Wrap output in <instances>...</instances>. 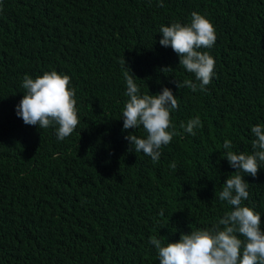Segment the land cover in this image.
I'll return each instance as SVG.
<instances>
[{
	"label": "trees",
	"instance_id": "1",
	"mask_svg": "<svg viewBox=\"0 0 264 264\" xmlns=\"http://www.w3.org/2000/svg\"><path fill=\"white\" fill-rule=\"evenodd\" d=\"M194 11L217 37L200 49L215 60L203 92L177 88L199 81L159 43L161 25L188 24ZM124 59L141 95L167 87L178 99L171 120L180 135L155 163L125 139L146 133L123 130ZM45 71L69 76L75 89L80 122L63 141L54 126L26 125L16 114L23 77ZM197 116L195 135L180 129ZM257 124L264 0H0V264H159L150 237L166 245L210 227L232 210L218 194L235 174L245 175L243 206L261 215L264 229V162L252 177L224 158L253 153Z\"/></svg>",
	"mask_w": 264,
	"mask_h": 264
},
{
	"label": "clouds",
	"instance_id": "2",
	"mask_svg": "<svg viewBox=\"0 0 264 264\" xmlns=\"http://www.w3.org/2000/svg\"><path fill=\"white\" fill-rule=\"evenodd\" d=\"M163 7V0H158ZM161 46L172 50L179 56V66L195 76L199 84L190 79L177 81V88L187 86L193 92L206 91L212 81L215 60L207 51L216 41L215 28L203 15L192 12L188 24L174 22L170 26H160ZM126 81L125 95L128 97L122 109L123 130L138 129L142 126L146 135L141 138L133 133L125 136L129 151L143 153L155 163L161 156V148L171 143L174 136L180 135L172 124L171 112L179 108L177 96L164 87L158 94L140 93L134 82L135 75L121 61ZM170 67L161 69L162 72ZM70 77L56 71H45L35 79L25 75L21 87L25 93L18 105L16 114L26 125L47 129L54 126L57 139L63 141L70 136L79 124L76 108L75 89L70 88ZM197 116L187 123L181 122L180 129L195 135L194 129L201 127ZM171 129V130H170ZM255 137L252 141V154L227 151L224 158L236 169L234 173H245L256 177L260 162H264V124L251 127ZM224 149L232 147L225 140ZM175 168V164L172 165ZM245 175H230L219 192L220 201L227 202L232 210L224 213L210 227L181 233L178 242L162 243L161 239L150 237L149 243L157 250L159 264H264V229L261 215L251 207L243 206L249 198V183ZM163 215V212L160 213ZM162 237V236H161ZM243 237V239H241Z\"/></svg>",
	"mask_w": 264,
	"mask_h": 264
}]
</instances>
